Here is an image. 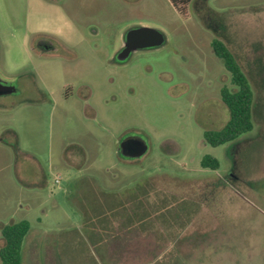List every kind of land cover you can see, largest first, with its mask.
I'll use <instances>...</instances> for the list:
<instances>
[{
  "label": "rangeland",
  "instance_id": "obj_1",
  "mask_svg": "<svg viewBox=\"0 0 264 264\" xmlns=\"http://www.w3.org/2000/svg\"><path fill=\"white\" fill-rule=\"evenodd\" d=\"M185 6L0 0V78L16 87L0 94V229L29 221L22 264H264V0ZM137 26L164 41L118 59ZM214 39L252 90V127L219 144L204 131L224 125L220 89L236 85ZM129 135L146 142L143 154L120 151ZM91 186L105 208L126 198L134 239L153 233L160 251L129 245L113 213H89L88 223ZM172 221L191 225L164 228Z\"/></svg>",
  "mask_w": 264,
  "mask_h": 264
},
{
  "label": "trees",
  "instance_id": "obj_2",
  "mask_svg": "<svg viewBox=\"0 0 264 264\" xmlns=\"http://www.w3.org/2000/svg\"><path fill=\"white\" fill-rule=\"evenodd\" d=\"M171 1L180 12L187 13L185 4L188 0ZM211 44L214 52L223 59L225 67L230 71L232 81L236 85L233 90L226 86H222L220 89L221 98L229 111V117L224 125L219 129L204 131V139L207 142L219 144L235 138L252 127L250 111L252 90L246 73L224 42L214 39ZM201 162L203 165L213 168L218 165L217 159L210 155H204ZM29 228L30 223L25 218L10 221L1 226L0 260L2 264H22L21 249Z\"/></svg>",
  "mask_w": 264,
  "mask_h": 264
},
{
  "label": "water",
  "instance_id": "obj_3",
  "mask_svg": "<svg viewBox=\"0 0 264 264\" xmlns=\"http://www.w3.org/2000/svg\"><path fill=\"white\" fill-rule=\"evenodd\" d=\"M165 39L164 33L155 27L137 26L125 31L123 45L117 53V58L125 59L131 51L161 44ZM13 91L8 84L0 82V94ZM147 149L146 142L137 135H129L120 141V151L127 156L135 157L143 154Z\"/></svg>",
  "mask_w": 264,
  "mask_h": 264
},
{
  "label": "crops",
  "instance_id": "obj_4",
  "mask_svg": "<svg viewBox=\"0 0 264 264\" xmlns=\"http://www.w3.org/2000/svg\"><path fill=\"white\" fill-rule=\"evenodd\" d=\"M92 189V192L91 194H89V196H92L94 198H96V200H92V202H90V204L88 203H84L83 205H81V211L86 215V220L88 223H91V221L89 220V216H87V214L89 213H93V212H96V213H101V212H104V211H107V212H110V213H113V220L115 221V224L117 225V229H120L121 227H124L127 230L128 232V238H132V240L130 241L129 240V245H136L137 242L139 241L140 243H143L145 244V252H144V255L145 256H151L153 254V251L155 250L156 252H159L160 251V248L161 246L159 247H155L153 248L155 244H153L152 242V238H153V233H148V235L145 233L144 235H140V238H136L134 239V236L135 233H131V229L134 230L137 228V222L133 221L131 222L130 220H127L126 219V214L128 213H131L127 208H124L125 206H128V205H123L121 206L120 205V197L121 199L125 200L126 198H122V196H113V198H116V202L114 201V204L111 205L109 208H105V206H101L99 205L100 204V198H99V193H98V190H97V187L96 186H91ZM126 197V196H124ZM94 201V202H93ZM126 201V200H125ZM89 202V201H88ZM99 203V204H98ZM124 213V216L123 218L121 217V214ZM125 219V220H123ZM113 221V222H114ZM163 226H165L164 228L166 229H170V228H175V229H182V228H185L186 226L188 225H191L189 223H183L181 221H172V223H162ZM94 225V223H93ZM144 225H147V222L144 223ZM148 225H149V228L152 227V223L151 222H148ZM137 235V234H136ZM138 237V236H137ZM130 254V252H129Z\"/></svg>",
  "mask_w": 264,
  "mask_h": 264
},
{
  "label": "flooded vegetation",
  "instance_id": "obj_5",
  "mask_svg": "<svg viewBox=\"0 0 264 264\" xmlns=\"http://www.w3.org/2000/svg\"><path fill=\"white\" fill-rule=\"evenodd\" d=\"M41 46H46V47H48L49 45H47L46 43H43V44H41ZM121 47H122V46H121ZM131 52H132V51H131ZM131 52H130V53H131ZM0 82H1L2 84H8V85L10 86L11 89L16 90V87L13 85V83H12L10 80H4V79L0 78Z\"/></svg>",
  "mask_w": 264,
  "mask_h": 264
}]
</instances>
